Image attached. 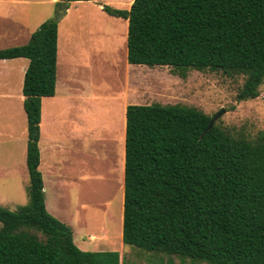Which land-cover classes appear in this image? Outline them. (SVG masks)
Returning a JSON list of instances; mask_svg holds the SVG:
<instances>
[{
  "label": "trees",
  "instance_id": "16d2710c",
  "mask_svg": "<svg viewBox=\"0 0 264 264\" xmlns=\"http://www.w3.org/2000/svg\"><path fill=\"white\" fill-rule=\"evenodd\" d=\"M25 44L0 49L26 57L29 201L0 205V264H123L118 251H85L72 228L46 206L39 165L42 98L57 84L59 19ZM128 19V61L246 74L239 100L259 96L264 82V0H134L105 4ZM213 116L185 104L132 103L126 109L123 242L190 264H264V130L234 135Z\"/></svg>",
  "mask_w": 264,
  "mask_h": 264
},
{
  "label": "rangeland",
  "instance_id": "374dc122",
  "mask_svg": "<svg viewBox=\"0 0 264 264\" xmlns=\"http://www.w3.org/2000/svg\"><path fill=\"white\" fill-rule=\"evenodd\" d=\"M55 1L0 2V15L5 19L18 17L26 28L23 31L25 34L17 40L0 39V49L26 43L30 34L41 23L56 17L58 6ZM133 1L73 2L59 19L62 47L68 51L73 47L74 50L82 51L83 56L87 58V61L77 63V68L81 70L74 73L68 71L69 64L63 55L58 61L57 80L60 92L63 89L68 90L66 118L71 131L75 125L81 129L87 126V129L86 136L79 135L76 139L71 138V134L70 138L66 139L64 153L59 158L66 172L64 197L55 198L56 188L53 181L49 184V190L44 191L46 200L50 197L54 206H58L66 215H86L83 220L89 224L87 229L97 236L102 234L100 227L111 222L110 213L117 212L119 219L117 209L121 202L118 200L114 208H109L110 199L107 198L115 185L114 167L117 156L122 155V127L119 122L124 103H180L195 106L211 116L220 113L216 122L236 136L253 138L258 131L264 130V82L260 85L258 97L239 100L237 95L247 76L244 73L190 69L187 76L182 77L170 66L151 67L130 63L127 58L128 19L108 14L103 10V6L108 4L129 9ZM77 45L80 46L79 49H75ZM11 62V68L0 66L2 72L12 73L7 74L6 95L0 96V158L7 147L14 145L15 139L24 138L28 141L27 115L24 100L20 99L23 95L25 73L20 66L24 62L29 64V59L19 57L13 58ZM76 89L78 96L73 101L71 96H74ZM94 120H98L95 125L92 124ZM92 128L94 132L90 130ZM42 145H45L44 140ZM43 168L45 169V161ZM42 175L44 180L45 174ZM7 183L0 180V199L7 193L4 186ZM26 186L27 183L24 184V187ZM10 194L12 198L0 205L11 211L28 201L23 189L11 191ZM76 199L78 204H75ZM49 212L53 214L50 210ZM1 226L0 222V228ZM87 232L88 230L85 231L86 235ZM77 239L80 240V236ZM121 260L123 264H190L189 260L182 263L179 257L170 258L129 245L121 249Z\"/></svg>",
  "mask_w": 264,
  "mask_h": 264
},
{
  "label": "crops",
  "instance_id": "0c3cea01",
  "mask_svg": "<svg viewBox=\"0 0 264 264\" xmlns=\"http://www.w3.org/2000/svg\"><path fill=\"white\" fill-rule=\"evenodd\" d=\"M0 2L2 3L4 2V0H0ZM73 2H81V1H72L70 3ZM23 24L24 22H22L21 19H18V17L13 16L5 19L3 18L2 15H0V39L17 40L18 38H21L25 34L23 31L26 30L25 25ZM61 43H62V35L59 28L58 29V61L61 59V56L63 55L64 60H67L69 64L68 71L74 73L76 72V70L78 71L81 70L78 69L76 65L77 63H83L87 61V58L83 56V52L82 51L79 52V50H74L73 47L70 48L71 51L70 50L68 51L66 48L64 49L62 47ZM75 47H76L75 49L80 48V46L78 45ZM11 61H13V59H1L0 66H4V67L8 66V68H11L13 63ZM27 67L28 64L26 62H24L20 66L21 70H23L24 73ZM57 71H58V66H57ZM7 74L12 75L10 71H8ZM7 74L5 73V71L2 72L0 70V96L6 95L5 86L8 83ZM67 91H68L67 89H63L60 92L59 83L57 80L55 95L43 97L42 107H41L40 140H39L41 162L39 165V169L41 170L42 174H45L44 190L46 189L48 191L50 188L49 184L51 183V181H53L54 187L56 188L55 198L57 199H60L65 195L64 178L66 172H65V167L63 166V163L60 162L61 159L59 158L64 153L66 147L65 143L67 142L66 139L70 138L71 134H72L71 138L76 137V139L77 137H79V135L86 136V129H87V126L85 127V129L84 128L81 129L78 125L73 126L72 131L69 128V121L66 118V114H68V112L66 111L67 108L66 101L68 94ZM77 92L78 90L76 89L74 96H71V100L74 101V99L77 98L78 96ZM20 99L21 100L25 99L24 94L20 96ZM124 104L122 106L121 118L119 122L122 127L121 137H120V139L122 138L123 140L122 155H120L119 157L117 156V161L115 164L116 166L114 167L115 185H113V191L107 198L110 199L108 204L109 208L110 207L114 208V206H116L115 203L118 200L121 202V205H119V208L117 209V211H119V219L117 218V212L114 214L110 213L109 218L111 219V222L109 221L105 225L100 227L102 234L101 236H97L96 233L87 229L89 224L87 221L83 220L86 217V215L83 217L77 213L76 216L70 217L65 213L61 212L58 206H54L50 197H47L46 200V195H45L46 206L48 207L47 209L53 212V214H55L56 216H58L60 220H62L66 224H69V226L73 228L72 230H73L75 243L78 245L79 248L85 251H118L121 254V249L125 246L123 242V222H124V198H125L126 109L128 104L127 103ZM23 105H24V101H23ZM97 122L96 120H94L92 124L95 125V123ZM90 130L92 131L93 128ZM94 131L95 130H93V132ZM27 133H28V128H27ZM43 140L45 141L44 146L42 145ZM27 144L28 141L26 142L24 138H17L15 139L14 145L7 147L6 152L2 153V157L0 158V180H2V182H8V183L5 185L2 184L6 187L5 191L7 193H5L2 199H0V204H3L4 202H8L12 198L11 197L12 195L10 194L11 191L12 192H15L16 190L21 191L22 189L24 193H26V195L28 196V201H29V195L27 190L30 183V176L27 166ZM8 157L10 159H7ZM43 161H45V169L43 168ZM11 175H13L14 177H11ZM11 179H14L15 181L14 180L10 181ZM25 183H27L26 187H24ZM75 204H78L77 199ZM85 207L86 206H84V208ZM86 230H88L87 235L85 233ZM78 236H80L81 238L80 240L77 239Z\"/></svg>",
  "mask_w": 264,
  "mask_h": 264
},
{
  "label": "water",
  "instance_id": "95a60500",
  "mask_svg": "<svg viewBox=\"0 0 264 264\" xmlns=\"http://www.w3.org/2000/svg\"><path fill=\"white\" fill-rule=\"evenodd\" d=\"M219 115H220V113L217 114V115H215V116H213V118L211 120V123H210V125H209L208 128H211L214 125V123L216 122V120H217V118H218Z\"/></svg>",
  "mask_w": 264,
  "mask_h": 264
},
{
  "label": "bare ground",
  "instance_id": "6f19581e",
  "mask_svg": "<svg viewBox=\"0 0 264 264\" xmlns=\"http://www.w3.org/2000/svg\"><path fill=\"white\" fill-rule=\"evenodd\" d=\"M114 38V37H113ZM109 121V120H108Z\"/></svg>",
  "mask_w": 264,
  "mask_h": 264
}]
</instances>
